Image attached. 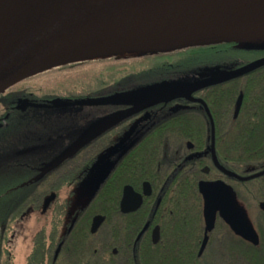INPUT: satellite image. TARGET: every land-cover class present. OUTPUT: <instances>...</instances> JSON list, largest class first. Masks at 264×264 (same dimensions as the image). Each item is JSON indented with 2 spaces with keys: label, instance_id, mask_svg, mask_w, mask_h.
I'll return each mask as SVG.
<instances>
[{
  "label": "trees",
  "instance_id": "1",
  "mask_svg": "<svg viewBox=\"0 0 264 264\" xmlns=\"http://www.w3.org/2000/svg\"><path fill=\"white\" fill-rule=\"evenodd\" d=\"M233 45L237 42L77 62L62 67L65 69L63 77L55 85L47 87L31 83L33 76H30L0 95V122L3 120V124L7 125L17 113L33 108L66 109L70 106H79L88 112L100 107L101 110L94 116L107 117L127 105L97 103L92 99L163 81L187 82L190 72L199 71L195 73L199 76L193 80L204 78L211 75L207 67L224 61L221 60L223 53L233 50ZM246 75L248 78L241 81L238 88L226 82L201 90L206 93L207 100L213 91L221 92L230 99L235 98L240 89L244 93L242 110L237 118L232 113L222 115L215 109L212 114L216 127L213 153L218 155L226 169L234 173H243V164L256 169L264 166V113L249 112L251 108L264 107V69ZM236 81L239 84V80ZM74 98L81 100L71 103ZM57 101L61 103H55ZM148 109L103 132L49 171L39 169V175L32 181L22 182L25 180L22 177L5 187L0 193V264H14L15 226L29 211L34 210L42 213L51 210L52 218L49 228H42L35 234L26 264H114L113 255L110 261L101 257L98 232H91L92 220L98 213H108L106 221H109V211L115 197L121 195L123 186L139 187L144 180L150 181L154 188H169L168 198L162 205H171L169 210L173 211L178 233L181 229L179 223L188 222L190 227L194 225L198 218L196 211L200 209H186L184 206L202 204L197 180L207 177L200 168L209 163L206 158H210L213 144L211 122L205 112L175 111L158 115L151 123L139 128L135 141L117 158L86 205L70 215V200L61 198L62 190L66 186L78 185L89 174L101 153L115 145L143 115L140 123H144ZM224 122L231 124L229 151H225L223 146L225 132L220 124ZM4 125L3 131L7 128ZM187 142L195 145L194 151L205 152V156L184 157L183 161L177 158L176 151L185 149ZM192 166L196 169L190 170ZM19 191H23V195H17ZM52 193H56V198L44 209V201ZM58 249L60 251L55 259ZM172 256L162 259L153 255L147 264H177L175 255Z\"/></svg>",
  "mask_w": 264,
  "mask_h": 264
},
{
  "label": "flooded vegetation",
  "instance_id": "2",
  "mask_svg": "<svg viewBox=\"0 0 264 264\" xmlns=\"http://www.w3.org/2000/svg\"><path fill=\"white\" fill-rule=\"evenodd\" d=\"M232 51L249 53L251 56L247 59H229L220 63H213L211 66L207 67L209 71L208 74L211 73L209 76L235 70L245 64L264 57V49L261 48H240L237 45H233ZM261 69H264V65L251 72H259ZM198 72L199 71H196L195 73ZM193 73L194 72H190L188 74V78L186 79L188 83L201 79L193 80L199 76L198 74L196 75ZM247 78L248 75L245 74L212 86L230 82V86L238 88L241 81H245ZM236 80H239V84ZM201 90L192 93L191 97H179L169 102H160L149 107L148 117L144 123H140L139 127L141 128V126L151 123V121L158 115L168 112L185 111L191 113L205 112L210 118L211 128L213 129L214 127L215 130L216 127L212 115L214 109L216 112L225 116L232 113L234 118H237L241 113L244 101V93L241 89L238 90L233 99L224 96L221 92L213 91L209 94V100L206 98V93ZM241 94L243 95L242 105L238 115L235 116L237 101ZM249 112L264 113V107H254L249 109ZM220 127L225 132L223 138L224 149L225 151H229L231 147V124L224 122L220 124ZM194 148L195 145L192 142H187L185 149L180 148L176 151L177 158L183 161L184 157H192L193 155L205 156V152L203 153V151L201 152L198 150L194 151ZM210 154V156L206 155L210 157L206 158L209 163L200 168L202 173L207 177L199 178L197 184H199V181L201 180H223L230 185L236 193L241 215H244L246 219L250 220L257 234V244L244 236L238 235L222 217L220 211H217L214 228L206 234L204 200L199 192V187L197 189L201 195L202 204L193 203L184 206L186 209L191 207L200 209V211H196V216L198 218L193 222L194 225L192 227H190L191 225H189L188 222L179 223L178 225L181 226V229L178 233L175 228L177 224L172 217L173 211L169 210L171 205L167 203L162 205V202L168 198L167 191L169 188L163 186L160 188H154L150 181L144 180L139 187L131 185L137 193L142 195V203L136 210L129 212H123L121 210L124 185L121 195H117L114 199L112 210L109 211V221H106L107 216H109L108 213L97 214L104 217L103 222L95 232H98L99 235L98 249L101 257L110 261L113 255L112 262L114 261V264H147L148 259L153 255L161 257L162 259H167L168 257H173L172 255H175L177 264H264V174L248 180H239L231 175V173L234 172H230L223 166L218 155H214L213 151ZM116 160H114V163ZM18 165L19 160H16L12 167ZM243 166V173L235 174L247 177L257 172L264 171V166H259V169H256L255 166L251 165L243 164ZM205 167L209 168L208 173L203 172ZM189 169H196V166H192ZM39 173V168L32 167L30 173L23 176L25 180L22 182L32 181L39 175ZM0 174V189H2L3 157H1L0 162ZM145 182H149L151 186V193L149 195L144 194ZM1 192L3 193V189L0 193ZM73 213L74 212L70 215ZM184 227H187V230L184 231ZM144 228L145 230L143 231ZM142 231L143 233L141 234ZM157 232L158 237L157 241H155L154 233ZM205 236H207V243L203 248V251H201ZM56 252L54 256L55 259L58 256H56Z\"/></svg>",
  "mask_w": 264,
  "mask_h": 264
},
{
  "label": "water",
  "instance_id": "3",
  "mask_svg": "<svg viewBox=\"0 0 264 264\" xmlns=\"http://www.w3.org/2000/svg\"><path fill=\"white\" fill-rule=\"evenodd\" d=\"M146 0H26L3 17L0 24V95L22 80L41 71V67L65 49L73 46L91 28L96 27L107 19L119 14ZM206 2H234V1H264V0H196ZM237 42L240 48L264 49V37L254 38L249 41H221ZM219 43V42H214ZM212 44V43H209ZM195 45H207L190 43L185 46L171 48L170 51ZM162 50L161 52H169ZM155 51V52H159ZM152 53V52H146ZM264 65V57L245 64L235 70L218 75L207 76L192 83L182 81H163L147 86L139 87L110 96L94 98L97 103H119L127 105L125 108L101 118L84 136L70 147L58 161L49 167L43 168L47 172L56 167L67 158L73 156L82 147L101 135L103 132L117 125L139 111L149 108L160 102H169L179 97H191L192 93L206 87L222 83L236 77L245 75ZM43 70V69H42ZM243 95L239 96L235 116L238 115L242 105ZM202 101V100H200ZM79 101L75 102L78 103ZM82 102V101H80ZM57 103V102H55ZM209 115L210 112L207 109ZM211 116V115H210ZM213 124V121H212ZM214 127L212 129V151L214 152ZM203 172L208 173L205 167ZM264 171L257 172L247 177L231 173L239 180H248L260 175ZM199 192L204 200V219L206 234L211 231L216 222L217 211L229 223L232 229L258 243L257 234L249 219L241 215L238 200L234 189L223 180H201L198 184ZM151 193L149 182L144 183V194ZM56 198V193L48 196L43 208L48 206ZM135 198V200H134ZM142 195L137 193L131 185H125L121 202L123 212L134 211L140 207ZM102 215H95L91 225V232L95 233L103 222ZM146 228V227H145ZM143 229V231L145 230ZM141 232V234L143 233ZM140 234V235H141ZM158 232L154 233L157 241ZM207 243V236L203 241L202 249ZM59 249L56 252V256Z\"/></svg>",
  "mask_w": 264,
  "mask_h": 264
},
{
  "label": "rangeland",
  "instance_id": "4",
  "mask_svg": "<svg viewBox=\"0 0 264 264\" xmlns=\"http://www.w3.org/2000/svg\"><path fill=\"white\" fill-rule=\"evenodd\" d=\"M183 48V47H182ZM128 53L108 58H97L94 60H82L90 62L101 59H110L118 56H134L146 52ZM163 50V49H162ZM171 50V49H170ZM169 50V51H170ZM249 53L240 51H228L223 53L221 60H240L250 58ZM53 66L39 71L32 75L31 83L40 86H53L64 75L65 66L75 64ZM29 83L28 85H31ZM44 92L41 93L43 95ZM40 94V93H39ZM81 99L74 98L75 103ZM57 103H61L60 101ZM100 107L93 108L89 112L79 106H70L66 109H41L33 108L25 112L17 113L7 125L0 122V162L3 157V191L7 185L15 180H21L23 176L30 173L32 167L43 169L51 166L60 157L84 136L94 125L101 121ZM138 119L119 141L101 153L98 160L91 168L89 174L76 186H66L61 192V198L71 202L70 214L76 209L83 207L92 198L102 181L110 172L114 160H116L136 139L141 120ZM3 125L7 128H4ZM19 160V165L12 167L14 162ZM14 170V171H9ZM1 176V174H0ZM2 184V183H1ZM0 189V191L2 190ZM26 191V190H25ZM23 195L19 191L17 195ZM3 203V202H2ZM52 218V211L42 213L40 210L28 212L24 219L15 226L14 237V264H26L27 257L33 248V238L37 231L42 228H49Z\"/></svg>",
  "mask_w": 264,
  "mask_h": 264
},
{
  "label": "bare ground",
  "instance_id": "5",
  "mask_svg": "<svg viewBox=\"0 0 264 264\" xmlns=\"http://www.w3.org/2000/svg\"><path fill=\"white\" fill-rule=\"evenodd\" d=\"M26 0H0V24ZM264 37V1L146 0L91 28L42 69L190 43Z\"/></svg>",
  "mask_w": 264,
  "mask_h": 264
}]
</instances>
